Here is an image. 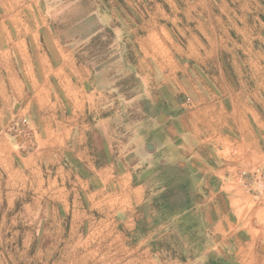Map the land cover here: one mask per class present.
Returning <instances> with one entry per match:
<instances>
[{
    "label": "rangeland",
    "instance_id": "obj_1",
    "mask_svg": "<svg viewBox=\"0 0 264 264\" xmlns=\"http://www.w3.org/2000/svg\"><path fill=\"white\" fill-rule=\"evenodd\" d=\"M157 23L164 28L158 33L173 41V65L165 60V72L139 50ZM40 55L67 62L68 74L96 76L102 94L87 104L84 117L100 123L105 136L100 128L92 132L87 156L97 168L120 157L146 184L147 200L127 242L112 224L103 229L96 213L88 226H71L57 204L41 203L33 173L10 175L9 165L17 170L20 157L38 147L41 123L18 113L21 102L7 108L0 98V264H242L231 243L210 233L203 194L192 190V174L174 156L165 127L205 102L203 93L221 84L212 77L231 73L232 59L237 74L242 64L244 73L264 72V0H0V87L8 67L20 76L21 57L34 64ZM48 85L59 93L55 83ZM57 103L69 110L61 96ZM176 126L170 128L178 132ZM166 182L174 191L188 183L192 202L171 217L160 209ZM249 185L255 197H264Z\"/></svg>",
    "mask_w": 264,
    "mask_h": 264
},
{
    "label": "crops",
    "instance_id": "obj_2",
    "mask_svg": "<svg viewBox=\"0 0 264 264\" xmlns=\"http://www.w3.org/2000/svg\"><path fill=\"white\" fill-rule=\"evenodd\" d=\"M155 27L139 50L154 58L165 72V60L173 65V41L158 33V29L164 31L158 23ZM177 50L180 53L178 46ZM181 54L187 57L182 49ZM231 61V73L221 71L212 77L221 84L203 93L205 102L182 112L176 121L169 118L165 138L178 162L183 161L191 172L194 193L203 194L200 206L207 211L205 221L212 236L231 243L234 255L243 258L242 264H264V197H255L250 179L240 176L241 172L264 173V72L244 73L242 64V72L237 74L233 72L237 63ZM247 61L254 66L253 59ZM20 63V76L12 74L8 66L2 73L0 98L7 108L21 102L18 113L40 122L41 129L34 135L38 147L20 157L17 170L9 165L10 175L25 178L33 173L37 182L34 193L41 203L50 200L57 204L70 216L71 226H88L90 213H96L103 229L112 224L117 238L127 242V234L141 219L146 184L132 168L119 164L120 157L113 156L97 168L95 158L87 156L92 132L100 128L105 136L100 123L90 124L84 117L87 104L102 94L93 84L96 76L68 74L67 62L58 59L52 64L41 55L34 64L29 57H21ZM73 64L75 69L81 67ZM51 81L58 94L48 85ZM60 96L69 110L59 109ZM53 113L67 116L53 117ZM46 114L51 117L42 116ZM172 123L177 124L178 132L170 128ZM101 237L106 240L104 234Z\"/></svg>",
    "mask_w": 264,
    "mask_h": 264
},
{
    "label": "trees",
    "instance_id": "obj_3",
    "mask_svg": "<svg viewBox=\"0 0 264 264\" xmlns=\"http://www.w3.org/2000/svg\"><path fill=\"white\" fill-rule=\"evenodd\" d=\"M159 199L162 204L160 209L165 211V217H171L174 213L189 208L192 203L188 192V183L177 186L174 191L170 188L169 182H166L165 192L160 195ZM157 201L158 199L155 202Z\"/></svg>",
    "mask_w": 264,
    "mask_h": 264
},
{
    "label": "built area",
    "instance_id": "obj_4",
    "mask_svg": "<svg viewBox=\"0 0 264 264\" xmlns=\"http://www.w3.org/2000/svg\"><path fill=\"white\" fill-rule=\"evenodd\" d=\"M241 175L243 177L250 178L251 184L254 185L258 193H264V176H262L259 172H256L251 176L245 172H243Z\"/></svg>",
    "mask_w": 264,
    "mask_h": 264
}]
</instances>
